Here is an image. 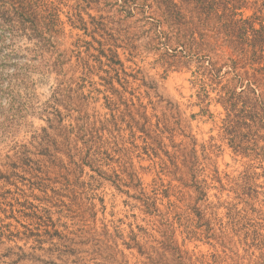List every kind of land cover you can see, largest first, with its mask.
I'll use <instances>...</instances> for the list:
<instances>
[{"label": "trees", "instance_id": "trees-1", "mask_svg": "<svg viewBox=\"0 0 264 264\" xmlns=\"http://www.w3.org/2000/svg\"><path fill=\"white\" fill-rule=\"evenodd\" d=\"M100 1L0 0L1 68L41 54L52 59L49 68L56 75L75 58L80 74L62 80L65 87L41 109L47 126L11 146L8 162L0 164L5 188L0 205L8 207L0 218V240H32L34 250L58 259L76 257L79 250L72 246L91 245L96 256L117 264H127L118 261L124 250L141 264H264L263 188L245 172L230 178L207 168L213 146L185 134L179 114L158 110L151 85L138 76H120L117 46L103 36L115 19L144 17L150 30L163 34L159 41L166 50L208 60L210 76H217L220 54L230 50L223 64L231 78L215 82L221 83L218 101L225 112L220 128L231 150L243 155L253 142L264 143V0H115L120 18L110 22L88 13ZM238 10L252 13L244 17ZM66 27L77 31L69 53L59 51ZM17 38L31 47L15 49ZM254 131L255 140H248ZM261 153L264 163V145ZM134 160L150 164L136 168ZM144 171L154 174L148 183L140 177ZM204 172H212L210 180L218 183L212 201L207 181L198 180ZM104 183L135 201L132 207L145 226L129 224L125 235L112 223L111 229L104 223L96 227L98 213L105 211L96 191ZM224 192L233 193L230 201H221ZM193 242L219 246L221 253L190 254L183 248Z\"/></svg>", "mask_w": 264, "mask_h": 264}, {"label": "rangeland", "instance_id": "rangeland-1", "mask_svg": "<svg viewBox=\"0 0 264 264\" xmlns=\"http://www.w3.org/2000/svg\"><path fill=\"white\" fill-rule=\"evenodd\" d=\"M65 1L68 0H63V2ZM73 1L69 0V3L71 4ZM114 4L115 0H101L99 4H92L88 13L102 15L108 20L116 15V10H119L118 6ZM64 11L66 8H62V12ZM238 13L247 17L251 15L252 11L238 10ZM119 16L116 15V17ZM60 18L63 21L67 19L65 13ZM108 21L110 22V20ZM110 23L103 36L108 38L111 44L117 46V49H114L122 62L120 76H138L146 84L151 85L154 88V91L151 92L152 100L158 110L167 107L170 109L169 113L179 114L185 134L193 136L198 144L213 146L210 151H207V155L211 158V160L205 161L207 168L216 169L219 176L227 175L230 178H236L245 172L250 177L254 176L255 185L261 186L264 190V163L261 160V147L264 143L255 145L252 141V144H248L249 150L245 154L236 155L227 145L229 136H225L220 128L225 112L218 101L221 83L216 84L215 82L225 83L231 78L227 74V65L223 64L230 50L224 49L223 54H220L221 50L217 52L221 55L223 63L219 61L216 66L219 70L217 76H213L214 74L210 76L211 68L208 60L202 57H185L175 50L177 48L171 47L170 50H166V46L161 43L162 41H159L163 34L159 30H150L144 17H132L128 20L115 19ZM68 31L69 27H66V32ZM76 34L77 31H71L65 35L61 40L60 52L69 53L74 49L73 43ZM78 34L81 35L79 32ZM84 39L90 40L89 37ZM15 42V49L23 50L27 46L31 47L23 38H17ZM21 53L24 54L22 51ZM35 56L29 54L26 59L19 60L18 66L0 67V164L8 162L6 156L12 155L11 146L26 143L35 132H39L41 128L47 126L41 109H45L56 89L65 87L62 80L76 78L80 75L79 72L75 73V58L69 57L63 68V74L56 75L49 68L52 59H49L48 55L38 54ZM251 67L253 66L248 65L246 69ZM254 67L257 65L254 64ZM102 75L104 76V74ZM93 80L98 81L97 77H94ZM59 83H62V86ZM240 88L237 86L236 91L239 92ZM12 94L16 99L14 102L11 100L14 98ZM159 99L162 101L158 104ZM99 105L100 103L94 106L99 109ZM59 109L65 112L62 107ZM68 121L69 118H66L65 124ZM243 135H246V132L243 131L241 136ZM256 135L254 131L252 136H247L248 140L250 138L255 140ZM149 164V161H142L139 164L134 160L136 168L138 166L146 167ZM0 170H3L1 165ZM140 177L144 183H148L154 174L144 171ZM211 177L212 172H204L198 178L199 181H207L209 201L215 199L213 195L217 191L214 188L218 186V183L210 180ZM164 179L166 183L170 181L168 177H164ZM172 185H178V182L173 181ZM226 188L230 189L231 187L227 186ZM11 189L13 190V188ZM184 191L194 195L193 189H184ZM3 192H5V188L0 185V194ZM96 192L104 200L105 205V211L99 212L96 218L98 229L102 223L108 224L111 229L112 223L119 226V231L125 235L129 230V224L145 226V223L142 222L144 216L137 206L132 207L136 205L135 201L117 192L107 183H104L102 188ZM130 193L134 194L133 191ZM233 196L232 192H224L220 195L221 201H230ZM3 208L7 210L8 207L0 205V218L4 220ZM7 223L17 225L13 219H5V224ZM178 239L181 243V238L178 237ZM34 247L35 243L32 240L27 242L14 238L11 241L0 240V264H74L73 262H76L75 264H117L104 261L96 256L92 252L91 245L72 246L79 250V254L76 257L64 256L61 259L55 255L34 250ZM119 249H122L121 245ZM183 249L198 256L212 253L215 250L221 253L219 246L212 248L200 242L189 243ZM239 253L242 254V251L240 250ZM118 261L127 262V264H141L142 259L132 256L131 252L124 250V256H118Z\"/></svg>", "mask_w": 264, "mask_h": 264}]
</instances>
